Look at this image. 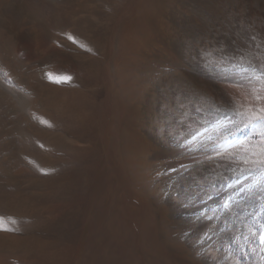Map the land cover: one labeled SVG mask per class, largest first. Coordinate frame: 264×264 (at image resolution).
<instances>
[{
    "label": "bare ground",
    "instance_id": "obj_1",
    "mask_svg": "<svg viewBox=\"0 0 264 264\" xmlns=\"http://www.w3.org/2000/svg\"><path fill=\"white\" fill-rule=\"evenodd\" d=\"M142 1L116 16L112 55L88 64L89 80L77 83L90 88L70 101L94 118L110 164L93 156L59 163L54 183L70 208L63 219L77 223L82 241L98 223L109 235L122 228L140 264H187L162 240L170 219L210 264H264V120L252 115L264 108V1L174 24L160 16L165 1L177 0ZM141 70L153 75L145 88ZM152 176L162 205L147 189ZM0 264H21L19 252L0 249Z\"/></svg>",
    "mask_w": 264,
    "mask_h": 264
},
{
    "label": "rangeland",
    "instance_id": "obj_2",
    "mask_svg": "<svg viewBox=\"0 0 264 264\" xmlns=\"http://www.w3.org/2000/svg\"><path fill=\"white\" fill-rule=\"evenodd\" d=\"M250 1H165L160 20L174 24L186 15L189 21L210 22L214 9L223 6L222 13H236ZM134 3L144 5L142 0H0V197L9 201L0 203V249L18 251L21 264H140L136 246L122 228L115 239L117 235L105 233L97 220L96 233L93 229L83 241L77 239L78 225L63 219L70 208L54 183L64 172L59 163L76 167L86 161L84 157L104 158L94 118L83 117L70 101L90 88L79 86L89 80L88 64L112 55L116 16ZM50 14L62 17L60 23H50L46 18ZM137 76L141 88L153 77L146 70ZM59 103H64L60 110ZM156 181L155 176L149 178L147 189L154 188L162 205L163 191ZM108 206L113 208L112 202ZM176 223L170 219L162 238L168 249L184 254L187 264H210L178 236ZM168 262L177 264L173 259Z\"/></svg>",
    "mask_w": 264,
    "mask_h": 264
},
{
    "label": "snow or ice",
    "instance_id": "obj_3",
    "mask_svg": "<svg viewBox=\"0 0 264 264\" xmlns=\"http://www.w3.org/2000/svg\"><path fill=\"white\" fill-rule=\"evenodd\" d=\"M253 116H256L260 120H264V108H261L258 113H252ZM3 221V218H0V222ZM262 241H264V236H261Z\"/></svg>",
    "mask_w": 264,
    "mask_h": 264
}]
</instances>
